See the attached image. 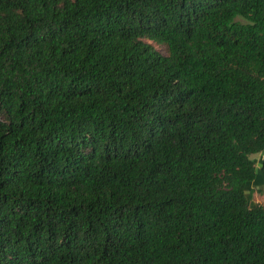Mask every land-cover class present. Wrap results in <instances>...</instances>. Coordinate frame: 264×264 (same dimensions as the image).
Here are the masks:
<instances>
[{
    "label": "trees",
    "instance_id": "trees-1",
    "mask_svg": "<svg viewBox=\"0 0 264 264\" xmlns=\"http://www.w3.org/2000/svg\"><path fill=\"white\" fill-rule=\"evenodd\" d=\"M253 182L264 0H0V264H264Z\"/></svg>",
    "mask_w": 264,
    "mask_h": 264
},
{
    "label": "rangeland",
    "instance_id": "rangeland-1",
    "mask_svg": "<svg viewBox=\"0 0 264 264\" xmlns=\"http://www.w3.org/2000/svg\"><path fill=\"white\" fill-rule=\"evenodd\" d=\"M154 46L163 54L168 53V48L165 44H158L154 43ZM253 157L259 162L261 153L254 154ZM251 191V192H250ZM250 193V202L253 203H260L264 205V182L260 183H251L250 188L248 189Z\"/></svg>",
    "mask_w": 264,
    "mask_h": 264
}]
</instances>
